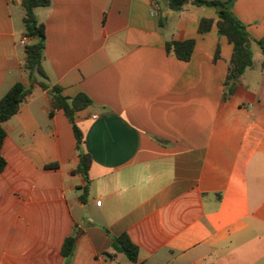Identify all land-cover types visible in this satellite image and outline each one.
<instances>
[{"label":"crops","instance_id":"obj_1","mask_svg":"<svg viewBox=\"0 0 264 264\" xmlns=\"http://www.w3.org/2000/svg\"><path fill=\"white\" fill-rule=\"evenodd\" d=\"M19 6L22 0H0V99L14 84H30L24 66L32 39ZM232 11L264 42V0H236ZM35 14L45 25L49 83L93 102L75 115L81 150L92 158L89 192L82 202L73 125L35 85L3 124L0 264H264L257 43L253 66L225 99L233 45L219 34L213 8L51 0ZM202 18L214 21L206 33ZM188 39L196 42L189 61L167 52L168 41ZM122 234L139 248L136 263L113 248L112 237ZM72 235L68 259L62 247Z\"/></svg>","mask_w":264,"mask_h":264},{"label":"trees","instance_id":"obj_2","mask_svg":"<svg viewBox=\"0 0 264 264\" xmlns=\"http://www.w3.org/2000/svg\"><path fill=\"white\" fill-rule=\"evenodd\" d=\"M154 5L159 4L163 0H152ZM169 9L172 11H182L185 6L193 3L197 6H205L213 8L218 14L217 22L219 34L226 36L233 45V54L229 62L228 74L225 82L224 98H229L236 90L240 78L245 71L253 66L252 43L255 42L261 48L264 54V42L255 41L248 34L246 26L234 15L232 9L236 0H164ZM51 0H22V7L25 11L23 18L25 27V36L32 39L26 45V63L24 70L30 81L29 85L22 82L14 84L10 90L0 99V173H2L7 165L6 159L2 154V147L7 132L3 124L11 117L18 113L21 105L26 98L32 93L35 85H39L43 90H47L51 96V106L53 109H59L64 112L70 123L73 125V131L77 141V148L80 150V164L75 174H81L86 181V185L82 187L83 194L80 199L85 202L89 192V170L92 158L89 154L82 152L81 145L83 135L76 124L75 115L77 112L91 106L92 100L86 94H78L70 98L62 94L59 86H51L49 78L43 68L44 49L46 31L45 25L38 21L35 10L37 8L48 7ZM163 19L158 24L163 26ZM214 21L212 19L202 18L199 24V32L206 33L212 28ZM195 40L188 39L184 41H168L166 43L167 52H173L179 60L189 61L195 48ZM219 49L217 50L218 56ZM109 233V231L107 230ZM113 248L124 253L130 261L136 263L138 261L139 248L130 239L127 234L113 236ZM76 248V237L69 236L66 238L62 254L70 259Z\"/></svg>","mask_w":264,"mask_h":264},{"label":"rangeland","instance_id":"obj_3","mask_svg":"<svg viewBox=\"0 0 264 264\" xmlns=\"http://www.w3.org/2000/svg\"><path fill=\"white\" fill-rule=\"evenodd\" d=\"M19 12L23 17L24 16V9L21 6H19ZM22 23H23V21H22Z\"/></svg>","mask_w":264,"mask_h":264},{"label":"built area","instance_id":"obj_4","mask_svg":"<svg viewBox=\"0 0 264 264\" xmlns=\"http://www.w3.org/2000/svg\"><path fill=\"white\" fill-rule=\"evenodd\" d=\"M21 43L23 44V45H25L26 44V39H23L22 41H21ZM95 118H96V116H94Z\"/></svg>","mask_w":264,"mask_h":264}]
</instances>
